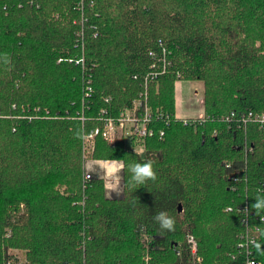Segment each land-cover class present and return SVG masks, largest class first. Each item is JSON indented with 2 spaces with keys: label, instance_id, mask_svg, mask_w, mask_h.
Wrapping results in <instances>:
<instances>
[{
  "label": "trees",
  "instance_id": "obj_1",
  "mask_svg": "<svg viewBox=\"0 0 264 264\" xmlns=\"http://www.w3.org/2000/svg\"><path fill=\"white\" fill-rule=\"evenodd\" d=\"M80 14L77 0H0V264L8 251L26 264H146L144 235L150 264H181L172 245L187 231L203 264H236L246 201L264 264V132L222 121L264 112V0H86L83 38ZM179 80L204 84L201 125L176 114ZM146 88L169 125L144 157L95 138L93 160L124 163V197L108 199L103 179L84 180L86 136ZM148 161L156 179L133 186L130 165Z\"/></svg>",
  "mask_w": 264,
  "mask_h": 264
},
{
  "label": "built area",
  "instance_id": "obj_2",
  "mask_svg": "<svg viewBox=\"0 0 264 264\" xmlns=\"http://www.w3.org/2000/svg\"><path fill=\"white\" fill-rule=\"evenodd\" d=\"M33 2V1H32ZM93 2H91L90 7H93ZM77 9L80 14V21L82 28L78 31L77 36L83 38L85 35L83 23L86 20V0H77ZM82 42V41H81ZM83 44L81 43V46ZM84 48V45L82 46ZM165 52V51H164ZM77 63H82L84 66V59L77 61ZM155 65L151 67L154 69ZM158 74H152V78L157 77ZM147 84V79H146ZM92 89L87 86L85 97L89 98L91 96ZM107 111L103 110L101 112L102 116H106ZM170 116L168 113L162 111H154L149 103L148 89L146 88L144 92L140 93L139 98L136 99L132 107L125 109L117 118H104L103 127L96 128L91 132L90 135L86 136L88 142L95 141V138L101 136L109 144L114 145L117 142H125V138L130 137L133 145H137L138 149H133L136 154L143 156L146 154L147 141L150 138L158 136L163 138L165 136L164 129L158 128L157 125L161 121H165L169 125ZM185 125L198 126L205 122V117H201L193 120H183ZM228 126L234 130L244 131L247 135L248 128L250 126H255L259 131L264 132V112L255 113L253 111L249 112H232L222 118ZM214 136H217V131L214 132ZM140 145V146H139ZM246 155L252 152V147L245 143ZM94 150V149H93ZM91 149L88 150L90 154ZM90 160V158H87ZM86 160V161H87ZM86 163V162H85ZM232 164H226L229 168ZM95 177L93 174L89 173L88 170L84 169V180L90 181ZM242 213V226L243 231L238 237V242L236 246L237 255H232V259L237 262L236 264H261L255 256V248L257 245V239L259 236L260 229L257 225L253 223L252 215L250 211L248 201L240 207ZM228 212L232 211V208L227 209ZM261 223H264V217L260 219ZM150 239L147 235H144V242L146 243L147 253L145 256L146 264H150L151 256L150 251ZM186 245L187 258L185 259V250L183 246ZM176 255L180 259L181 264H203V257L199 253V243L195 235L191 231H187L185 240L183 243H176L172 245ZM13 251H8L9 259L6 264H26L21 258L12 253ZM76 264V263H69ZM82 264H86L84 261Z\"/></svg>",
  "mask_w": 264,
  "mask_h": 264
},
{
  "label": "rangeland",
  "instance_id": "obj_3",
  "mask_svg": "<svg viewBox=\"0 0 264 264\" xmlns=\"http://www.w3.org/2000/svg\"><path fill=\"white\" fill-rule=\"evenodd\" d=\"M176 114L178 118L183 120H193L204 117V84L201 81H177L176 82ZM125 146L129 150L138 149L137 145H133L130 137L125 138ZM140 146V145H139ZM95 147V141H85V156L92 159V152ZM133 148V149H132ZM91 149L90 154L88 150ZM144 154L141 157H144ZM124 184V182H123ZM22 261H25L23 251H13Z\"/></svg>",
  "mask_w": 264,
  "mask_h": 264
},
{
  "label": "crops",
  "instance_id": "obj_4",
  "mask_svg": "<svg viewBox=\"0 0 264 264\" xmlns=\"http://www.w3.org/2000/svg\"><path fill=\"white\" fill-rule=\"evenodd\" d=\"M85 169L93 174L95 178L103 179L105 182V195L108 199H123V161L87 160Z\"/></svg>",
  "mask_w": 264,
  "mask_h": 264
},
{
  "label": "clouds",
  "instance_id": "obj_5",
  "mask_svg": "<svg viewBox=\"0 0 264 264\" xmlns=\"http://www.w3.org/2000/svg\"><path fill=\"white\" fill-rule=\"evenodd\" d=\"M130 171L132 173L131 181H135L133 186L138 184H144L147 180H155L156 173L153 169L151 161L140 164L135 163L130 165ZM253 207H260L259 204L254 205ZM155 219L160 223L162 228L171 229L173 226V220L167 216L166 213H159Z\"/></svg>",
  "mask_w": 264,
  "mask_h": 264
},
{
  "label": "water",
  "instance_id": "obj_6",
  "mask_svg": "<svg viewBox=\"0 0 264 264\" xmlns=\"http://www.w3.org/2000/svg\"><path fill=\"white\" fill-rule=\"evenodd\" d=\"M182 211H183V208H182V206L180 205V206H179V212L182 213ZM174 245H176V243H174Z\"/></svg>",
  "mask_w": 264,
  "mask_h": 264
}]
</instances>
